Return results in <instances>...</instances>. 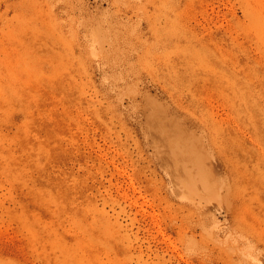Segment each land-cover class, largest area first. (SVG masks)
<instances>
[{"label": "rangeland", "instance_id": "1", "mask_svg": "<svg viewBox=\"0 0 264 264\" xmlns=\"http://www.w3.org/2000/svg\"><path fill=\"white\" fill-rule=\"evenodd\" d=\"M0 264H264V0H0Z\"/></svg>", "mask_w": 264, "mask_h": 264}]
</instances>
